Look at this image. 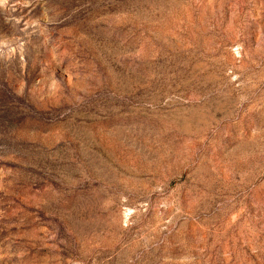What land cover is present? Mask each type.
<instances>
[{"label":"rangeland","instance_id":"rangeland-1","mask_svg":"<svg viewBox=\"0 0 264 264\" xmlns=\"http://www.w3.org/2000/svg\"><path fill=\"white\" fill-rule=\"evenodd\" d=\"M0 264H264V0H0Z\"/></svg>","mask_w":264,"mask_h":264}]
</instances>
